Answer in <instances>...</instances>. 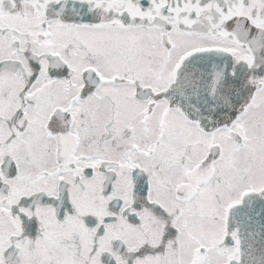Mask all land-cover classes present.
Segmentation results:
<instances>
[{
	"label": "snow or ice",
	"instance_id": "1",
	"mask_svg": "<svg viewBox=\"0 0 264 264\" xmlns=\"http://www.w3.org/2000/svg\"><path fill=\"white\" fill-rule=\"evenodd\" d=\"M0 264H264V0H0Z\"/></svg>",
	"mask_w": 264,
	"mask_h": 264
}]
</instances>
